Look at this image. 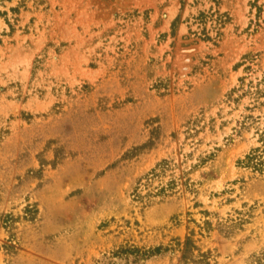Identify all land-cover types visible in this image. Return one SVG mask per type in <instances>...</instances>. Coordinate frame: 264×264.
<instances>
[{
	"label": "rangeland",
	"instance_id": "obj_1",
	"mask_svg": "<svg viewBox=\"0 0 264 264\" xmlns=\"http://www.w3.org/2000/svg\"><path fill=\"white\" fill-rule=\"evenodd\" d=\"M262 75L264 0H0V264H248Z\"/></svg>",
	"mask_w": 264,
	"mask_h": 264
},
{
	"label": "trees",
	"instance_id": "obj_2",
	"mask_svg": "<svg viewBox=\"0 0 264 264\" xmlns=\"http://www.w3.org/2000/svg\"><path fill=\"white\" fill-rule=\"evenodd\" d=\"M197 0H195L196 2ZM212 2L217 5L219 0H212ZM225 14H220L216 9L214 11L206 13H199L197 16L191 17V24L196 25L199 28L198 32H190L193 37L200 40H214L218 39L221 35L220 29L221 26L225 23ZM210 21L214 24L213 32L214 37L209 36V32L206 29V25ZM180 22V18L177 17L171 24L172 30ZM246 70H250L251 67L247 66ZM234 95H237L234 97ZM242 97H248L250 100L252 109L264 108V75L256 79H247L246 77H240L238 79V85L236 88H233L229 94L228 98L231 102H237ZM239 163L245 167L249 168L254 172L264 174V149L256 148L251 150L248 154L245 155L244 159L239 161ZM243 216V214L238 213ZM243 222V218L239 217L236 224ZM248 264H264V249H261L257 252H254L250 258Z\"/></svg>",
	"mask_w": 264,
	"mask_h": 264
}]
</instances>
